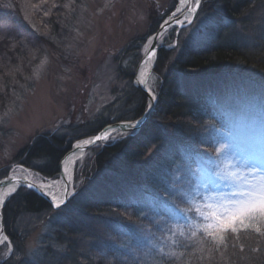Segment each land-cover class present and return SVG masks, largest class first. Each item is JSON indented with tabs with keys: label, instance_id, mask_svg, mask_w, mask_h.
<instances>
[{
	"label": "trees",
	"instance_id": "16d2710c",
	"mask_svg": "<svg viewBox=\"0 0 264 264\" xmlns=\"http://www.w3.org/2000/svg\"><path fill=\"white\" fill-rule=\"evenodd\" d=\"M23 6L24 0H0V18L30 41L43 42L45 39L31 28ZM202 13L212 16L217 34L196 42L189 39L191 36L186 39L190 35L186 30L175 48L159 51L155 72L162 82L148 123L139 132L122 134L116 142L88 150L98 151L87 168L86 184L70 199L66 222L54 224V242L64 249L54 250L58 257L55 264H264V236L254 229L229 232L231 252L219 251L221 247L202 231L193 236L185 214L195 217V211L177 190L187 187L188 169L196 168L195 163L182 159L184 149H203V139L211 145L207 151L218 155L217 149L230 131L225 110L220 107L221 93L208 83L187 88L183 82L217 75L259 83L257 87L260 79L264 81V0H203L196 19ZM150 27L148 35H154L158 25ZM174 30L168 31L173 43ZM145 37L135 38L124 52L144 42ZM122 71L128 78L134 77V70ZM125 97L130 100L124 107L119 108L116 101L103 111L94 128L82 134L38 136L21 152L23 165L46 178H57L60 163L74 143L111 124L144 115L147 100L142 92L131 86ZM134 97L138 106L129 119L124 111L134 103ZM47 212H53L50 203L23 188L6 205L5 230L15 246L7 263L17 253L18 238L13 229L20 219ZM95 219L104 221L110 241L93 235L90 223ZM241 233L239 240L236 237Z\"/></svg>",
	"mask_w": 264,
	"mask_h": 264
},
{
	"label": "rangeland",
	"instance_id": "374dc122",
	"mask_svg": "<svg viewBox=\"0 0 264 264\" xmlns=\"http://www.w3.org/2000/svg\"><path fill=\"white\" fill-rule=\"evenodd\" d=\"M179 2L24 0L23 11L31 28L45 40L30 41L9 24L0 27V182L9 177L32 176L34 183L41 184L60 177L59 174L54 179L46 178L25 167L19 158L23 149L43 134L56 132L69 137L82 134L88 128H94L103 111L116 101H119V108L124 107L130 100L125 97L126 93L131 90V86L136 88L134 79L145 56L144 47L153 36L148 35L152 27L150 25L156 23L159 29L178 8ZM195 2L193 0V7ZM3 20L6 21L5 18ZM214 27L212 16L202 13L180 30L179 36L189 30L190 35L186 39L191 36V41L203 42L216 36ZM177 30L175 28L173 33L176 34ZM138 37L146 39L124 52ZM160 44L175 48L178 40L173 43L171 33L166 32ZM45 58L46 62L42 64ZM156 64L157 60L148 78V85L155 95L162 82L160 74L155 72ZM122 70H134V77L128 78ZM183 83L187 88L208 83L221 93L220 107L225 110L230 128L221 144L224 148L237 154L259 151L264 147L263 79H260V87H257L259 83L256 85L226 75H217L209 80L193 78ZM146 100L147 111V97ZM137 106L134 97V103L124 111L125 116L132 119ZM121 136V132L115 131L104 143L116 142ZM91 137L74 143L73 147ZM97 151H87L82 160L77 162L70 195L86 184L87 168L93 164ZM181 189L177 187V190ZM15 195L7 199L5 207ZM68 211L58 215L47 212L40 216L22 217L13 229L18 245L17 253L15 251L16 255L9 263L15 246L5 230L3 216L5 235L12 249L9 252L6 243L0 246V264H22L23 261L28 264H55L58 257L54 250L64 249L54 242V224L66 222ZM248 223V228L241 227L238 231H256V228H260L258 233L264 236V223ZM90 227L93 235L102 236L104 241L111 240H107L111 235L106 232L103 220L95 219ZM229 232L224 234L222 242L213 240L215 246L221 247H218L219 251L224 249L231 252L229 245L233 239L228 237ZM241 236L242 233L240 238H236L240 240ZM224 257L227 256L224 254Z\"/></svg>",
	"mask_w": 264,
	"mask_h": 264
},
{
	"label": "snow or ice",
	"instance_id": "6c2138e0",
	"mask_svg": "<svg viewBox=\"0 0 264 264\" xmlns=\"http://www.w3.org/2000/svg\"><path fill=\"white\" fill-rule=\"evenodd\" d=\"M181 3H184V0H181ZM199 4L200 0H196L197 7ZM176 11L181 10L177 8ZM195 12L196 8L190 7L184 19L190 22L189 17ZM45 14L47 15V12ZM167 23L168 21H165V24ZM177 23L183 24V21L178 20ZM7 25L8 22L0 18V27H7ZM144 52V65L153 63L156 51L151 38L145 45ZM45 62L46 58L42 64ZM145 82V72L141 71L138 83ZM147 91L149 93L147 107L150 110L157 97L151 88ZM134 126L129 123L125 127ZM111 131V129L103 131L92 139L84 140L83 143L89 145L107 142L111 138ZM200 144L204 146L203 149H184L182 157L188 163L196 165L195 171L188 169L189 182L186 188L180 190L181 195L196 214L195 217L185 214L186 226L190 225L191 234L195 236L197 231H202L207 237L222 242L224 234L228 231L236 233L238 228H248L250 226L248 222L264 223V147H261L259 151L233 154L221 145L217 149L218 155L214 156L207 151L211 147L210 144L203 139L200 140ZM9 183L11 189L7 196L16 193L21 187L25 191L33 190L49 199L51 209L57 215L67 210L70 199L76 195L75 192L71 197L67 193L63 196L54 195L49 185L41 183L37 186L35 183L28 182L27 177L22 181H9ZM4 204L5 197H0V209ZM256 231L259 232L260 228H256ZM181 234L184 233L181 232ZM0 242L6 243L11 252L12 245L7 236H0Z\"/></svg>",
	"mask_w": 264,
	"mask_h": 264
},
{
	"label": "water",
	"instance_id": "95a60500",
	"mask_svg": "<svg viewBox=\"0 0 264 264\" xmlns=\"http://www.w3.org/2000/svg\"><path fill=\"white\" fill-rule=\"evenodd\" d=\"M202 1L203 0H200V4H199V6L197 7L196 6V2H195V5H194V7L196 8V12L194 13V14H192L191 15V17H190V22H192L193 20H194V18L196 17V15H197V13H198V11H199V9H200V7H201V4H202ZM175 13V15H173ZM179 12H177L176 10H175V12H173L170 16H169V18L168 19H166L165 21H168V23L167 24H165V21L161 24V26L159 27V29H158V31L151 37V39H152V45H153V47L155 48V51H156V58H155V61H154V64L156 63V60H157V55H158V53H159V51L161 50V49H170L169 47H167V46H165V45H163V44H160V40H161V38L163 37V35L168 31V30H170L171 28H177L178 30H177V36H176V42H177V40H178V35H179V33H180V30H182L183 28H185V27H187L189 24H190V22L189 21H187L186 23H184V24H179V23H177V21L179 20H181V17H182V14H179ZM145 60V56L143 57V59H142V61H141V63H140V65H139V68H138V70H137V73H136V75H135V79H134V83H135V86H136V88H138L146 97H147V99H148V101H149V93H148V91H147V88H146V85H145V87H142L139 83H138V72H139V69H140V67H141V65H143L144 63H143V61ZM154 68V67H153ZM153 70V69H152ZM152 70H151V72H152ZM150 72V73H151ZM150 73H149V75L147 76V79H146V84H147V82H148V78H149V76H150ZM155 107H156V101L153 103V106H152V108L149 110H147L146 112H145V114L141 117V118H139V119H137V120H135V121H125V122H119V123H115V124H112V125H109V126H107V127H105L101 132H103V131H106V130H109V129H111L112 131L110 132V134L111 133H113V132H115V131H119V132H121V133H123V134H128V133H133V132H139L147 123H148V121L151 119V117H152V115H153V112H154V110H155ZM137 122H139V123H137ZM129 123H131V124H133V125H135L134 127H131V128H127V127H125L127 124H129ZM100 132V133H101ZM100 133H98V134H100ZM97 134V135H98ZM96 136V135H95ZM95 136H93V137H95ZM93 137H91V138H89V139H92ZM102 143H104V142H96V143H94V144H89V145H85L84 143H83V141L81 142V144H80V149H81V151H82V153L84 154V153H86L90 148H92V147H95V146H97V145H99V144H102ZM75 148H76V146H74L73 148H72V150L64 157V159L61 161V163H60V166H59V170H60V173H61V167H62V163L64 162V160L75 150ZM25 178V177H24ZM24 178H20V177H9V178H7V179H5V180H3V181H1L0 182V190L3 188V187H6L7 185H11L10 183H9V181H13V182H16V181H22ZM28 182H32V183H34L33 181H31V180H29L28 179ZM36 184V183H35ZM37 186H39V184H37ZM22 188V187H21ZM20 188H18V190H19ZM18 190H17V192H18ZM30 190V189H29ZM31 191H33V190H31ZM16 192V193H17ZM34 193H36L38 196H40L41 198H43L44 200H46L48 203H49V199H46L45 197H43V196H41L39 193H37V192H35V191H33ZM16 193H13V194H11V196H13L14 194H16ZM66 193L68 194V196L69 197H71V195H70V189L68 188L67 190H66ZM11 196H9V199H10V197ZM7 203V200H6V202H5V204ZM5 204H4V206H3V208L1 209V232H2V236H6L5 235V230H4V224H3V209H4V207H5Z\"/></svg>",
	"mask_w": 264,
	"mask_h": 264
},
{
	"label": "bare ground",
	"instance_id": "6f19581e",
	"mask_svg": "<svg viewBox=\"0 0 264 264\" xmlns=\"http://www.w3.org/2000/svg\"><path fill=\"white\" fill-rule=\"evenodd\" d=\"M190 7H193V0H184V3H181V0L179 2L178 8H180V12L179 14H182L181 20L183 21V24L186 23L188 20H185V16L188 15V9ZM191 17V16H190ZM189 17V19H190ZM154 67V62L149 64V65H141L139 72H138V79L140 78V72L144 71L145 72V81L147 79V76L149 75V73L151 72V70ZM142 87H145L149 89V85L148 82L146 84V82L144 84H140ZM114 133V132H113ZM112 135V133L110 134V136ZM80 144L79 143V147L76 146L75 150L64 160V162L62 163V167H61V173H60V177L56 180H51L50 182H47L45 184L49 185L51 188V191L54 195L57 196H63L66 193V190L69 188L70 190H72L73 187V181H74V171H75V167L78 161L82 160V158L84 157V154L82 153L81 149H80ZM28 179L33 181V177L32 176H28ZM11 189V185H7L6 187H3L0 190V197H5V202L6 200L9 198V196H7L6 194L10 192ZM47 190V189H45ZM13 194V193H12ZM1 209H0V236H2V232H1ZM4 243L0 242V246H2Z\"/></svg>",
	"mask_w": 264,
	"mask_h": 264
}]
</instances>
